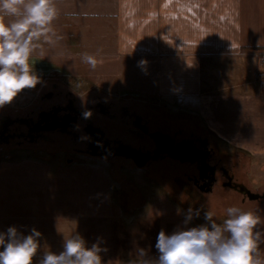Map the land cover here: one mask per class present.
<instances>
[{"label":"rangeland","instance_id":"obj_1","mask_svg":"<svg viewBox=\"0 0 264 264\" xmlns=\"http://www.w3.org/2000/svg\"><path fill=\"white\" fill-rule=\"evenodd\" d=\"M3 21L9 22L5 17ZM109 27L103 20L55 18L48 32L33 38L29 64L40 81L19 90L0 111L15 114L36 108L40 93L53 82L72 89L79 99L100 95L119 99L148 117L155 129L180 137H206L215 148V159L251 191L262 193L264 156L232 147L179 104H170L138 86L142 77L129 75L126 69L130 66L120 68L104 54L112 40ZM84 55L95 59L94 67ZM51 138L25 145L27 149L13 145L10 151L0 152V230L9 225L25 233L32 227L39 230L37 258L46 247L61 251L64 237L75 231L89 245L103 238L105 264H128L137 257L138 248L147 251L146 258L155 259L157 233L184 227V213L190 206L212 210L220 223L227 207L236 205L256 212L262 220L259 227L264 229V199L243 200L242 193L222 186V174L213 190L205 192L189 180L196 172L194 165L172 159L152 161L142 168L121 158L86 156L68 164L60 149L72 143L58 134ZM203 208L201 216L187 226L205 222ZM256 256L264 264V243L258 245Z\"/></svg>","mask_w":264,"mask_h":264},{"label":"crops","instance_id":"obj_2","mask_svg":"<svg viewBox=\"0 0 264 264\" xmlns=\"http://www.w3.org/2000/svg\"><path fill=\"white\" fill-rule=\"evenodd\" d=\"M54 3L56 18L111 26L104 54L142 77L138 86L179 104L232 147L264 156V0Z\"/></svg>","mask_w":264,"mask_h":264},{"label":"clouds","instance_id":"obj_3","mask_svg":"<svg viewBox=\"0 0 264 264\" xmlns=\"http://www.w3.org/2000/svg\"><path fill=\"white\" fill-rule=\"evenodd\" d=\"M57 15L54 0H0V106L10 102L19 90L40 81L29 64L33 38L48 32ZM4 17L13 19L5 23ZM83 59L95 66L92 56L84 55ZM138 63L145 65L147 61ZM82 115L88 118L91 112ZM202 208L190 206L186 210L184 227L157 233L155 259L146 258L147 251L138 248L137 257L128 264H261L256 253L258 245L264 243V229L259 227L262 220L256 212L231 205L225 218L217 223L213 211L203 208L205 222L187 226L194 217L201 216ZM41 235L35 227L26 233L16 225L0 230V264H105L101 254L107 248L102 237L89 245L74 231L64 237L61 251L46 247L37 258Z\"/></svg>","mask_w":264,"mask_h":264},{"label":"flooded vegetation","instance_id":"obj_4","mask_svg":"<svg viewBox=\"0 0 264 264\" xmlns=\"http://www.w3.org/2000/svg\"><path fill=\"white\" fill-rule=\"evenodd\" d=\"M51 85L40 93L36 108L15 114L0 111V152L10 151L13 145L27 149L25 145L49 142L52 135L58 134L72 143V147L60 149L68 164L78 162L76 159L86 156L109 160L121 158L135 165L131 158L119 154L120 148L130 147L154 155L158 146L151 134L162 132L169 134L175 143L193 141L200 156L199 161L180 162L194 165L196 172L189 175V180L199 190L212 191L217 184L218 174H222L225 178L221 182L223 187L242 193L243 200H252L241 192V185L249 190L250 188L236 180L230 169L215 159V148L206 137H180L179 133L171 134L155 129L148 117L119 99H108L102 95L91 100L79 99L80 96L72 89L59 88L58 82ZM84 111H90V117L84 118ZM85 136L86 139L82 138ZM203 157L206 165L202 162ZM164 159L176 160L162 151L157 159H150L145 166L152 161ZM259 194L262 196L255 200L264 199V191Z\"/></svg>","mask_w":264,"mask_h":264},{"label":"water","instance_id":"obj_5","mask_svg":"<svg viewBox=\"0 0 264 264\" xmlns=\"http://www.w3.org/2000/svg\"><path fill=\"white\" fill-rule=\"evenodd\" d=\"M151 136L158 146V149L154 155H151L150 153H144L140 150H136L130 147H123V149L121 147L119 154L131 158L135 165L139 168L144 167L150 159H157L162 151H165L169 154L170 157L181 162L199 161L200 156L198 155L196 148L193 146L192 140H183L181 142L175 143L174 139H172L169 134H165L162 132H154L151 134ZM202 159V162L206 165L204 157ZM241 187H243L241 189V192H244L250 199H257L262 196L259 193L252 192L242 185Z\"/></svg>","mask_w":264,"mask_h":264},{"label":"built area","instance_id":"obj_6","mask_svg":"<svg viewBox=\"0 0 264 264\" xmlns=\"http://www.w3.org/2000/svg\"><path fill=\"white\" fill-rule=\"evenodd\" d=\"M262 62L264 63V59L262 60Z\"/></svg>","mask_w":264,"mask_h":264}]
</instances>
